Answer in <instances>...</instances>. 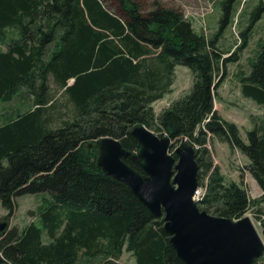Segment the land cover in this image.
Returning <instances> with one entry per match:
<instances>
[{
  "label": "trees",
  "instance_id": "trees-1",
  "mask_svg": "<svg viewBox=\"0 0 264 264\" xmlns=\"http://www.w3.org/2000/svg\"><path fill=\"white\" fill-rule=\"evenodd\" d=\"M236 1L218 2V27L208 38L179 9L159 0H152L149 12L135 0H117L118 13L102 0H0V40L8 39L0 49V102L22 89L33 98L32 108L0 123V204L9 217L17 196L50 197L40 209L41 226L30 223L21 231L0 233V262L76 264L81 251L103 254L99 244L107 240L110 251L102 264H120L123 250L133 254L135 264H183L162 230L163 219L97 165L96 142L102 137L116 138L137 152L129 131L136 125L198 146L196 179L206 188L196 202L200 209L237 220L251 204L240 183H224L206 146L208 136L247 157L261 191L253 202L264 203V134L256 127L243 141L236 125L218 115L212 103L226 64L238 59L264 12L259 1L239 33V44L223 56L217 43ZM9 32L15 35L5 36ZM257 51L240 89L264 105V42ZM177 65L191 71L192 86L156 114L151 105L170 91ZM49 75L70 103L54 127L49 126ZM259 223L264 239V211ZM261 261L264 255L252 264Z\"/></svg>",
  "mask_w": 264,
  "mask_h": 264
},
{
  "label": "rangeland",
  "instance_id": "rangeland-1",
  "mask_svg": "<svg viewBox=\"0 0 264 264\" xmlns=\"http://www.w3.org/2000/svg\"><path fill=\"white\" fill-rule=\"evenodd\" d=\"M138 2L144 11L152 9V0H135ZM162 5L177 8L183 14V17L188 19L193 29L198 33H203L206 37H210L216 32L218 27V19L221 14L219 6L220 0H159ZM264 0H237L234 4L233 18L229 25L225 27L223 34L218 39V47L224 51L223 56L231 54V51L235 50V47L239 44L240 31L247 26L249 13L254 7ZM105 7L112 11L120 12L117 7V0H102ZM11 32L5 36H14ZM8 39L0 40V49L5 50ZM264 42V12L260 13V17L253 25L249 32L247 45L241 51H238V59L234 62H228L224 68V79L220 80V77H216V80H220V84L216 89L213 108L219 113L224 120L232 122L239 130L241 139L247 142L246 132L248 130L259 128L262 134H264V105L258 104L251 98H248L241 93V76H247L251 71V62L255 59L259 46ZM193 76L191 71L184 66L177 65L175 67V74L170 91L164 94V97L158 99L152 103L156 114L169 106L172 101L182 97L187 93L193 82ZM71 80L67 83L69 84ZM50 85V102L52 103L48 109V113L51 115L50 127H54L58 124V115L62 113H68L70 103L62 90H59L56 84H54L52 75H49ZM32 95L25 92L24 89L20 90L17 96L10 101L0 102V123L13 118L17 112H23L33 107ZM51 107V108H50ZM165 136V135H163ZM206 146L210 150L211 159L213 164L218 165L220 173L223 175L224 183L227 184L230 181L240 183L250 198V206L247 209L246 215H248L254 223L258 232L262 235L261 227L259 223V216L261 211H264V203L256 204L253 202L258 199L261 191L249 170V160L244 156L237 148L230 149L225 141L218 140L213 136H208ZM173 142L171 148H174L180 143ZM198 146L195 145L194 148ZM171 152V151H170ZM206 180V178H205ZM203 191V196L206 194L205 186L198 185ZM48 199H50L48 193L37 194H24L17 196L16 207L13 210V214L7 216V211L0 204V222L7 220V230L10 228H16L17 231H21L26 225L35 223L41 226L40 222V209L45 207ZM263 237V235H262ZM44 241H48V238L44 235ZM108 241H101V252L106 256L110 251ZM102 253L94 255L84 254L82 251L78 253L76 257V264H102L104 261V255ZM120 264H135V258L130 251L123 250L121 256L117 260ZM261 261L259 264H262Z\"/></svg>",
  "mask_w": 264,
  "mask_h": 264
},
{
  "label": "water",
  "instance_id": "water-1",
  "mask_svg": "<svg viewBox=\"0 0 264 264\" xmlns=\"http://www.w3.org/2000/svg\"><path fill=\"white\" fill-rule=\"evenodd\" d=\"M129 131L137 152L126 150L116 138L102 137L96 142L97 165L125 185L152 215L163 219L162 230L183 264H252L264 255V239L248 215L237 220L212 215L193 200L198 166L192 143L180 141L175 157L169 152L173 144L169 136H159L143 124ZM7 222H0V233Z\"/></svg>",
  "mask_w": 264,
  "mask_h": 264
},
{
  "label": "built area",
  "instance_id": "built-area-1",
  "mask_svg": "<svg viewBox=\"0 0 264 264\" xmlns=\"http://www.w3.org/2000/svg\"><path fill=\"white\" fill-rule=\"evenodd\" d=\"M195 194L193 196V200H196L197 202L202 199L203 191H201V188L198 187L197 190H195Z\"/></svg>",
  "mask_w": 264,
  "mask_h": 264
}]
</instances>
